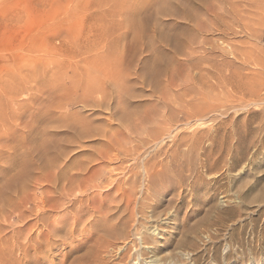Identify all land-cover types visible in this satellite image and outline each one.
<instances>
[{
    "label": "rangeland",
    "instance_id": "1",
    "mask_svg": "<svg viewBox=\"0 0 264 264\" xmlns=\"http://www.w3.org/2000/svg\"><path fill=\"white\" fill-rule=\"evenodd\" d=\"M160 1L0 0V226L33 264H264V0Z\"/></svg>",
    "mask_w": 264,
    "mask_h": 264
},
{
    "label": "bare ground",
    "instance_id": "2",
    "mask_svg": "<svg viewBox=\"0 0 264 264\" xmlns=\"http://www.w3.org/2000/svg\"><path fill=\"white\" fill-rule=\"evenodd\" d=\"M163 1V0H162ZM162 1H160V2H162ZM237 9V8H236ZM235 10V9H234ZM173 48V50H174V52H177L178 51V48L177 47H172ZM158 61H160V60H158ZM150 65H145V67H144V69H143V73H142V76H144V78L145 77H147V76H151L152 78H154L155 76H157V75H160V73H162L163 71H165V69L163 68V67H161V65H160V63L159 62H154L153 64H151V63H149ZM99 79H100V76L99 75H97L96 74V76H94V78H93V80H91V81H89L88 82V87H87V90H86V94H88L87 96L89 97V96H91L94 92H99V93H102L106 98H107V93H106V90L105 89H103L102 88V86H100L99 85ZM120 79H122V78H120ZM153 82V81H152ZM116 83V82H115ZM115 88H116V94H118L119 95V98H120V100H122L121 98H124L125 97V95H127L128 93H130L131 91H130V87L128 86V85H126V83L125 82H122L121 84L119 83H117L116 84V86H114ZM113 92H111L110 94H112ZM109 94V95H110ZM85 101V100H84ZM87 101V100H86ZM101 100H99V99H97V100H94L93 102H92V104H90V105H94V106H101ZM120 107V106H119ZM130 113L128 112V111H126L125 109H123V107H121V114H120V120L122 121H124V120H126V119H128L129 117H128V115H129ZM82 124H83V122H82ZM82 126H84L85 127V132L86 131H90L91 130V126L89 125V124H83ZM159 130H156V129H154V130H156V131H153V129L151 130V133H152V131L154 132V134H152V135H150V136H153V139H155V138H157L158 139V137H160V136H162L163 135V133H162V131H163V128L161 129L162 131H160V128H158ZM163 132H165V131H163ZM160 133H162V135H160L159 136V134ZM144 139V138H143ZM156 140V139H155ZM141 141H143V140H141ZM144 142V141H143ZM12 148V147H11ZM14 149V148H13ZM20 149V148H19ZM16 150V149H15ZM14 150V151H15ZM134 150H137V148L136 147H134ZM39 152V151H38ZM15 153V152H14ZM19 154H21V153H19ZM18 155V154H17ZM41 161H38V162H40V165H39V168L40 169H42V170H44V169H47V168H49L50 166H52L55 162H57L56 160V158L57 157H54V158H51V159H49L48 157H44V155L42 154V152H41ZM180 155V154H179ZM15 156V155H14ZM24 156V155H23ZM18 157H19V155H18ZM18 157H14V158H18ZM13 158V157H12ZM23 159H24V157H22ZM40 158V157H39ZM176 158V157H175ZM20 159V158H19ZM171 159V158H170ZM9 160H11V159H9ZM8 160V161H9ZM22 160V159H21ZM24 160H26V159H24ZM15 161V160H14ZM20 161V160H19ZM170 161V160H169ZM11 162H13V160H11L10 161V164H11ZM16 162H17V160H16ZM15 162V163H16ZM25 162H27V161H25ZM181 162V161H180ZM14 163V162H13ZM18 163V162H17ZM24 162H20V163H18L19 165L18 166H20V164H23ZM8 165H10L9 163H7ZM28 164V163H27ZM26 163H25V165H27ZM184 164V163H183ZM12 165H14V164H12ZM24 165V167H26ZM189 165V164H188ZM17 166V167H18ZM7 167H10L11 168V166H7ZM23 167V166H22ZM27 167H28V165H27ZM145 167V166H144ZM15 168V167H14ZM161 168V167H160ZM17 169V171H18V169H21V167L20 168H16ZM29 169V168H28ZM6 170V169H5ZM4 170V171H5ZM10 170V169H9ZM8 170V171H9ZM15 170V169H14ZM150 170H151V168L149 167V168H147L146 169V173H147V175H148V171L150 172ZM2 171V170H1ZM0 171V173H2V175H1V177H3V176H6L7 174H6V172L7 171H5V175H3V172H1ZM11 171H13V167H12V170ZM11 171H9L10 173H13V175H14V173H16V176H12V177H10V173H9V175L7 176V178L8 177H10L11 179H10V181H8V183H5V185L6 186H3L2 188H0V196H3L4 198H5V194H6V192H8L9 190H13V188L15 189V187L17 188V186H19V185H21L20 184V182H24V180H25V182H26V179H27V177H26V168H25V170L23 169V171L21 170V172H17V171H13V172H11ZM69 172V171H68ZM67 172V173H68ZM18 173V174H17ZM60 173V172H59ZM64 174H65V172H63ZM66 173V174H67ZM151 173V172H150ZM12 175V174H11ZM162 175H164V174H162ZM64 176V175H63ZM24 177H26V178H24ZM60 177V176H59ZM59 177H58V179H59ZM5 178V177H4ZM77 177H75V175H73V174H71V173H69V175H66V176H64V179H68V180H71V181H73L74 179H76ZM149 179V178H148ZM148 179H147V181H148ZM154 176H151L150 175V179H149V181L150 182H148L147 184H149V185H151V184H154ZM8 180H9V178H8ZM61 179H59V181H60ZM162 182V181H161ZM20 187V186H19ZM19 187H18V189H19ZM22 187H24V185L22 184ZM145 188V187H144ZM148 188H150V186H148ZM23 189V188H22ZM21 189V190H22ZM147 190V189H146ZM158 190V189H157ZM14 191V190H13ZM13 191H10L11 193L13 192ZM16 191L18 192V190L16 189ZM15 191V192H16ZM163 191V190H162ZM22 192V191H21ZM13 195H14V192H13ZM11 196V199L12 200H15V198H17V197H14V196ZM15 195H18V193H16ZM6 196H8L9 197V195H7L6 194ZM8 197L7 198H5L7 201L6 202H8ZM14 197V198H13ZM2 198V197H1ZM154 199V198H153ZM25 199H22V197H21V200H20V202L19 203H12L11 204V201L9 200V203H10V209H11V211L10 212H19L20 211V213L16 216V218L19 220V219H21V218H23V212H24V210H21V208H20V205H21V203L24 201ZM25 203V202H24ZM15 204H16V206H15ZM25 205V204H24ZM154 206V205H153ZM23 207V206H22ZM26 207V206H25ZM10 214H12V213H10ZM23 219H21V221H22ZM24 221V220H23ZM22 221V222H23ZM105 224H107V223H105ZM24 225V224H23ZM107 227H108V224H107ZM22 228H20V229H18L17 231H22L21 230ZM4 231H6V228H5V226L3 227V226H0V264H33L34 262H36L37 261V259H32L31 257L29 258V256H28V249L26 248V246L23 244H18V243H16V248H18V251H22V253H21V255H17L16 254V248H15V244H14V247L12 246V248L11 247H9L10 245H9V242H10V237L8 236V234H6ZM142 231V230H141ZM12 233H13V231H12ZM15 234V231H14V233H13V235ZM22 233H20V235H21ZM141 234V233H140ZM144 234V233H143ZM146 234V233H145ZM23 235V234H22ZM14 237V236H13ZM144 238V237H143ZM148 239V237L147 236H145V239ZM14 239V238H13ZM139 239H141V238H139ZM146 239V240H147ZM12 242V241H11ZM147 242V241H146ZM14 243V242H13ZM12 243V244H13ZM17 244L19 245L18 247H17ZM36 251V250H35ZM39 251V250H38ZM16 254V255H15ZM39 258V257H38ZM45 262V261H44ZM50 264H52V263H50ZM121 264V263H120Z\"/></svg>",
    "mask_w": 264,
    "mask_h": 264
}]
</instances>
